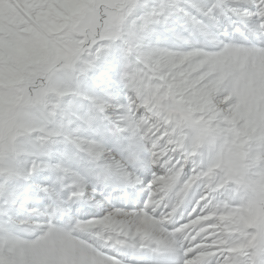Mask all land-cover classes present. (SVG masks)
I'll return each mask as SVG.
<instances>
[{"label": "clouds", "instance_id": "1", "mask_svg": "<svg viewBox=\"0 0 264 264\" xmlns=\"http://www.w3.org/2000/svg\"><path fill=\"white\" fill-rule=\"evenodd\" d=\"M201 2L219 5L216 22L194 23L184 0L163 23L146 0H81L87 18L36 48L31 6L0 0V264H64L81 251L89 264H153L156 239L172 245L164 264H199L204 221L192 217L205 200L200 212L227 200L244 226L264 188V0ZM125 105L139 121L131 157L115 123ZM101 124L103 161L80 195L56 166L82 172L73 142L96 139ZM113 162L127 182L102 170ZM130 193L158 222L154 238L138 234L136 217L111 215Z\"/></svg>", "mask_w": 264, "mask_h": 264}, {"label": "snow or ice", "instance_id": "2", "mask_svg": "<svg viewBox=\"0 0 264 264\" xmlns=\"http://www.w3.org/2000/svg\"><path fill=\"white\" fill-rule=\"evenodd\" d=\"M21 2L31 6L29 16L31 23L29 30L34 34L33 46L36 48L47 47L52 42V33L60 32L66 25L72 24L75 27L77 18H87L90 9L87 7L78 9L77 5L81 0H21ZM148 7V17L151 22L163 23L168 17V10L175 4V0H146ZM185 7L183 12L189 16L194 23L203 24L205 22H216L217 3H202L201 0H184ZM258 15L264 22V9ZM230 22V21H229ZM230 48H225L220 56L229 52ZM121 116L116 121L117 131L129 133L128 148L126 152L129 157L135 154L137 145V132L139 121L127 111V106H121ZM90 123H94L91 122ZM96 139L90 141H74L78 151L74 157L79 162L83 171H74L60 165L56 167L60 170L57 182L63 184L67 181L66 187L69 189L79 188L80 195H86L89 177L95 178L96 167L101 165L104 157L105 145L110 135L109 127L101 124L93 127ZM85 143L87 146L85 147ZM80 152H85L87 158H81ZM42 166L44 161L39 162ZM104 171L112 175H120L124 181L129 177L123 172L122 165L119 163L103 164ZM33 176L43 187L47 185L42 178L35 172ZM75 191L72 195H76ZM130 202L125 205H117L111 215L131 216L138 219L137 232L145 239L154 238L155 226L158 222L151 217L142 215L134 207V201L139 199L135 193H130ZM145 197L148 193L144 194ZM207 204L203 201L192 219H201L203 224V237L198 238L195 244L199 245L201 254L198 257L199 264H264V188H256V198L246 205L247 215L244 217L245 223L242 228L237 227L236 217L241 212L235 209L230 202L213 201L208 209L200 212V208ZM85 211V219H91L94 223H103V214ZM56 229L53 228V232ZM162 231V229H161ZM53 244L56 237L52 238ZM157 247L153 249V264H164L161 259L166 252L172 251L169 241L156 239ZM133 249L135 246H132ZM64 264H89V256L81 251L78 256L68 255Z\"/></svg>", "mask_w": 264, "mask_h": 264}]
</instances>
